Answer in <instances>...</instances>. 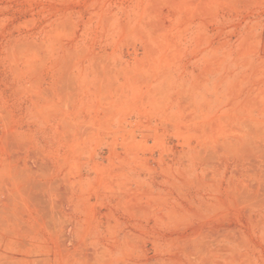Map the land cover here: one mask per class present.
<instances>
[{
    "label": "rangeland",
    "instance_id": "1",
    "mask_svg": "<svg viewBox=\"0 0 264 264\" xmlns=\"http://www.w3.org/2000/svg\"><path fill=\"white\" fill-rule=\"evenodd\" d=\"M0 264H264V0H0Z\"/></svg>",
    "mask_w": 264,
    "mask_h": 264
}]
</instances>
